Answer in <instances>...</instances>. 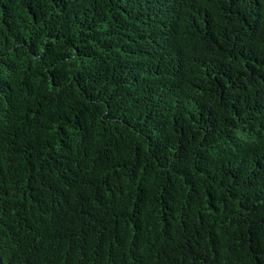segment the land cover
<instances>
[{"label":"trees","instance_id":"obj_1","mask_svg":"<svg viewBox=\"0 0 264 264\" xmlns=\"http://www.w3.org/2000/svg\"><path fill=\"white\" fill-rule=\"evenodd\" d=\"M0 264H264V0H0Z\"/></svg>","mask_w":264,"mask_h":264}]
</instances>
